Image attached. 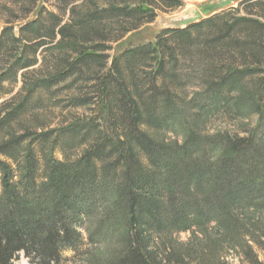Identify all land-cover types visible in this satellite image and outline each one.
<instances>
[{"label":"trees","instance_id":"trees-1","mask_svg":"<svg viewBox=\"0 0 264 264\" xmlns=\"http://www.w3.org/2000/svg\"><path fill=\"white\" fill-rule=\"evenodd\" d=\"M26 1L29 14L37 1ZM181 2L84 0L85 13L71 4L66 21L41 7L18 33L8 23L1 29L0 264H13L19 254L31 264H68L82 254V264H227L226 255L238 250L247 263L260 264L255 232H264L249 223L264 207V140L202 135L201 128L221 108L243 117L261 111L264 81L253 91L243 78L264 66V0H243L183 30H167L103 73L112 26L116 43L152 22L157 7ZM193 48L202 62L214 56L227 66L211 60L206 98L188 123L184 101L154 83L168 76L166 59L177 62ZM151 54L156 68L142 76L144 90L134 71ZM18 79L21 88L12 95ZM78 81L96 96L71 104L82 108L95 100L107 130L101 120L81 118L47 129L36 111L57 105V91ZM167 132L182 134L167 141ZM180 233L193 238L178 250L172 238Z\"/></svg>","mask_w":264,"mask_h":264},{"label":"rangeland","instance_id":"rangeland-1","mask_svg":"<svg viewBox=\"0 0 264 264\" xmlns=\"http://www.w3.org/2000/svg\"><path fill=\"white\" fill-rule=\"evenodd\" d=\"M36 1V7L29 14H26L28 1L0 0V32L6 23H8L12 27L13 32L18 33V30L22 24L30 22L38 16L41 7H43L46 12H53L54 14L63 15L64 21L69 19L68 8L71 4L79 6V9L77 8V13H80V15L84 14L86 11L85 7H82L81 4L84 0ZM101 1L103 0H91V2H95L96 4H101ZM242 1L243 0H180L182 4L181 7L170 8L159 6L155 10L156 17L152 22L143 24L138 30L127 34L122 40L116 43L110 41L119 35V33L116 32L112 26L113 31H107L105 34L106 40H103L104 46L108 48L104 51V53H102L107 58V65L103 69V73L107 72L110 69L112 62L117 58H121L125 52L140 48H147L149 44H154L158 41V39H161L164 36V32L167 30H183L189 26L207 20L217 14L227 12L233 8H238L239 3ZM18 3H24V7H18ZM241 9L242 8H240V10ZM257 12V9L251 10V14L253 16H258ZM109 22L110 21L105 20L106 26ZM172 43L173 41H171L169 44L172 45ZM189 51V57L177 56V62L174 60L168 62L166 59V69L168 71V76L166 78L158 79L154 83L159 89H164V85L165 88L168 89L169 92L175 97V100L184 101L185 108H187L188 123L192 122L194 116L198 114L197 106L206 98L208 90L206 81L210 78V75L207 73L206 69L208 68V65H210L209 63L211 60L213 61L214 66H220V68L227 66L223 60L220 61L217 59V57H212L211 54L209 55L212 58L204 63L201 61L200 57H198V53L195 48L190 49ZM248 65H250V68L253 69L257 67V65L252 63ZM241 66L242 65H240V67ZM155 68L156 60L151 54L145 59L144 64L139 66V69L134 71L135 75L138 77V81L141 82L142 80L144 81L142 83L146 84L143 88L144 90L148 88V80L141 78L144 76V74L154 73ZM171 70L174 71V77H169L171 75ZM262 81H264V66L259 67V71L255 73L246 74L243 78V84L246 89H252L253 91L258 84L262 83ZM86 84V82L78 81V83L75 84L71 90L62 89L57 91V95L59 97V103L57 105H55V103L47 102V104H45L46 109L42 108V110L36 111V114H40V120L46 123L47 129H57L61 126L68 125L77 118H81L83 120H101L103 123L101 125L103 126L104 130H107L108 123L103 121L106 120V114H99L98 104H96L95 100H92L90 105H85L82 108L74 107L71 104V101L75 97L86 96L88 98H95L96 95H92L94 89L90 87L91 85ZM149 86L150 88L152 87L151 85ZM80 87L82 89H79ZM10 88H12V95L18 93L19 89L21 88L20 80L18 84ZM144 92L142 91L143 94H145ZM9 98L10 96H7L5 99ZM177 103H179V101ZM143 129L146 130V128ZM201 129L202 135H215L217 133L239 135L240 137L256 135L264 140V98L262 100L260 113H253L247 117H243L226 111L225 108H221L211 114L208 119H206V123L204 126L202 125ZM147 131L149 134H155L152 129H147ZM162 134L167 141H173L182 133L178 135L175 134V132H167L166 134ZM78 151H80V149H78ZM56 157L59 159L62 158L59 153H56ZM253 218V222L249 224H253L254 227L260 228V230L264 232V207L263 210L253 214ZM250 230H252V228ZM258 235H261L262 245L261 248L255 246L253 252L259 263L264 264V235L256 231L255 236ZM197 236L200 239L199 241L204 240L202 235ZM209 236L213 237L212 234ZM192 238L193 237L191 236V233H180L178 235H174L172 238L174 243L173 246L175 249L179 250L183 245L190 243ZM196 243L198 242L194 241L192 247L194 250H199V246ZM90 248H93V250L96 248L101 251L103 246L92 245ZM65 256L72 257L71 254H66ZM84 259L85 256L82 254L78 257L71 258L68 264H82ZM226 260L227 261L225 262L227 264H249L246 262V259L243 257V253L240 250L235 251V253L231 252L227 254ZM13 264L31 263L27 258H25L23 254H19L18 258L13 262Z\"/></svg>","mask_w":264,"mask_h":264}]
</instances>
